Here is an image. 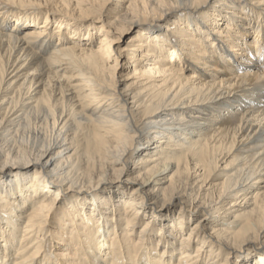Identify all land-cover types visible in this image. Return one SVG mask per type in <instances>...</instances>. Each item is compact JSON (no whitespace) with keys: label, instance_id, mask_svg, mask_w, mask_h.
Instances as JSON below:
<instances>
[{"label":"bare ground","instance_id":"bare-ground-1","mask_svg":"<svg viewBox=\"0 0 264 264\" xmlns=\"http://www.w3.org/2000/svg\"><path fill=\"white\" fill-rule=\"evenodd\" d=\"M0 264H264V0H0Z\"/></svg>","mask_w":264,"mask_h":264},{"label":"rangeland","instance_id":"rangeland-1","mask_svg":"<svg viewBox=\"0 0 264 264\" xmlns=\"http://www.w3.org/2000/svg\"><path fill=\"white\" fill-rule=\"evenodd\" d=\"M13 24V23H12ZM11 24V25H12ZM109 29H110V27H109ZM110 30H112V29H110ZM136 32H128V34L123 38V41H122V44H120L121 46H123V45H125L126 43L124 42V41H128L129 39H130V36H132V35H134ZM94 34V37L96 36V33L94 32L93 33ZM118 36V34L116 35V34H114L113 35V38L114 37H117ZM202 216L200 215L199 217H197V220L198 219H200Z\"/></svg>","mask_w":264,"mask_h":264}]
</instances>
